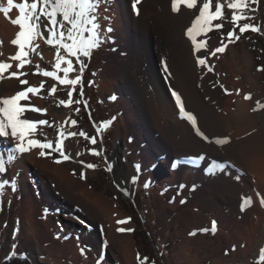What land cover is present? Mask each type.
I'll use <instances>...</instances> for the list:
<instances>
[{"label":"rangeland","instance_id":"1","mask_svg":"<svg viewBox=\"0 0 264 264\" xmlns=\"http://www.w3.org/2000/svg\"><path fill=\"white\" fill-rule=\"evenodd\" d=\"M102 1H109L112 5L118 2L99 0ZM144 1L140 0L134 8V0H130V10L126 11L129 9L128 4L127 8H123L117 22L121 29H118L117 34L108 36L107 31H111V25H106L108 29L106 26L101 28L99 46L92 49L90 56L81 57L83 72L79 71L80 64L74 61L76 71L73 72L80 76V81L73 91V99L80 103L68 106L69 113L62 121L58 114L62 113L63 106L57 107V104L59 99H68V91L72 86L62 85L51 77L43 76L44 70L56 71L51 58L54 54L56 58V48L44 42L45 39L34 42L39 45L38 53L43 50L48 53L44 54L45 58L41 59L37 53H30L32 63L22 68L23 73L28 74L24 76L28 85H20L18 79L11 78L14 79L13 83L0 90V97H9L15 95L19 89L38 87L43 82L44 88L38 94L29 93V99L25 103L35 105L37 109H46V113L29 111L30 114L23 113L20 118H33L38 121L44 119L49 123L38 126L33 133L28 132L32 134L25 135V145L28 139H36L42 143L53 142L57 130L62 129L67 137L66 154L70 157L64 160L61 153L55 151L54 143L52 149L37 147L32 150L26 163L18 162L22 156L18 152L15 153L16 159L13 162L6 163V171L0 173V183L9 181L0 190V261L16 252L29 256L32 264H37V261L40 264H141V260L145 264H264V260H261L264 240L259 239L264 210L261 209V196L257 195L264 193V186H261L264 172L258 167H252L250 163V157L254 158L250 149L254 145L258 146L259 142L264 154V107L257 105V102L264 105V71L257 70L264 68V31L248 30L240 33L239 27L234 26L231 21L232 10L227 7L225 0H221L224 4V15L213 21V24H222L223 27H213L196 37L197 43L207 41V48L202 47L199 51H194L195 46L193 48L194 66L202 68L196 71V80L192 83V88L201 101L197 103V109L199 107L205 117L212 113V107L215 124L213 122L212 126L210 121L206 122L202 118L203 129L200 131L208 139L205 140L196 133L193 145L182 144L180 140L185 135L183 131L180 135H170L169 141H165L159 132L155 116L149 110L151 107L145 105L149 100L145 93L154 95L153 83L146 73L140 70L134 73L130 67L134 65L145 69L155 65L154 68L160 72L162 79L165 75L168 76L169 85L163 79L168 95L169 92L176 91V85L166 72L167 65L162 57L166 59L167 55L162 56L163 49L157 35L152 33L154 37L150 38L153 40L150 58L146 54L136 58V42L139 36L135 37L134 31L132 33L135 38L129 35L131 31L128 34L127 30L133 28L128 17H140L141 4ZM159 1L170 10L168 18L164 20V26L170 30L162 32L161 39H165L167 31L172 38L177 34V53L184 57L192 48L187 44L184 35L198 13L184 5H180L181 12L174 13L171 10V0ZM215 3L216 0H213V5ZM0 5H7V0H0ZM249 8L256 10L241 11L253 19L241 20L239 23L260 26L264 21V0H259L258 4H250ZM114 9L118 12L119 7ZM14 12L17 14L15 9ZM4 19L13 25L8 18ZM151 30H157V23L152 22ZM233 30L239 39L228 43V33ZM19 31L20 29L15 34H10V38L13 37V40ZM222 39L227 46L232 45L233 50L211 55L220 46ZM45 45L46 48L43 49ZM63 53L64 51L60 52L61 55ZM197 56L206 57V64L213 69L211 74H206L209 72L207 66L197 64ZM0 61L11 64L15 60H10L1 51ZM18 63L3 73V79H9L11 72L18 71ZM37 64L40 66V73L33 75L37 71ZM120 64L131 70L130 77L123 82L105 72V65H109L110 71L117 75L120 69H124ZM57 75L64 76L63 71H57ZM221 77L225 80L224 83ZM247 77L250 82L246 80ZM217 81L218 87L214 84ZM54 84L57 91L49 94ZM225 89L228 91L225 92ZM247 95L251 98L245 99ZM212 98L218 100L214 101ZM242 99L247 102L244 111L249 120L246 123L234 120L238 102ZM127 105H135V109L138 107L140 115L137 111L126 109ZM69 119L76 120L77 124L69 125ZM135 129L145 133L148 140ZM81 131L89 137H95L96 143L93 144L80 135L67 136L68 133ZM224 137L229 138L226 147L228 149L215 143L217 138ZM2 140L4 138H0V154L7 161V148L19 141H13L9 137L8 146H4ZM121 143H126L124 164L135 178L128 191L119 188L122 186L118 184L120 181L115 172L116 147ZM151 145L154 148H150ZM157 145L159 147L155 149ZM146 149L149 150L148 153ZM93 150L99 154H92ZM41 151L48 154L42 156ZM133 152L142 158H133ZM151 152L155 154L149 155ZM160 153L163 154L159 155ZM187 157L193 160H186ZM32 158L47 160L54 165L51 167L44 162H33ZM161 159L166 165H159ZM213 162L215 169L211 170L209 166ZM89 164L95 167H87ZM143 165L146 175H142ZM181 165H184L182 168L185 167L184 176L178 175L175 180L169 170L180 168ZM154 172L165 176L161 183L152 184ZM210 179V183H205ZM71 180L74 183L69 182ZM207 187L212 191L216 190L213 195L208 196L212 199L211 202L205 199L209 191ZM204 188L207 193H198ZM82 191L99 196L100 201L109 206L107 210L99 209L98 201H87ZM226 193L229 194L227 198L223 196ZM244 197L251 198V208L241 212L240 206ZM182 200L185 203L182 204ZM112 211L115 214L110 213ZM193 216L200 219L198 223L189 221V218L194 219ZM213 221L216 222L215 232L211 231ZM202 229L208 231L203 233ZM35 248L38 249L37 256L34 254ZM81 249L84 250L83 253ZM256 249H259L258 255L253 253Z\"/></svg>","mask_w":264,"mask_h":264},{"label":"snow or ice","instance_id":"2","mask_svg":"<svg viewBox=\"0 0 264 264\" xmlns=\"http://www.w3.org/2000/svg\"><path fill=\"white\" fill-rule=\"evenodd\" d=\"M140 0H134L133 7L139 3ZM227 7L232 10L231 21L234 26L239 27V32L244 33L248 30L253 32L264 31V21L261 22L260 26L253 23H243L240 24L241 20H251L250 16L243 14L244 9L255 11V8H249L250 4H258L259 0H225ZM99 0H22L21 3H14V0H7V7L0 6V12L4 13L5 17L10 20L13 25H17L20 31L16 34L15 38L11 41L13 45L18 47V51L15 55L9 57L10 60L18 61L16 72H11L8 76L9 79L16 78L19 80L21 85H28L27 79H20L21 76L28 75L27 73L20 72L25 65L31 64L30 53H37L43 58L42 53H38V44L34 41L37 38L45 39L46 43L56 47V62L54 68L56 71H43V76L51 77L53 80L59 81L62 85H71L72 89L68 91V99L60 100L57 107L64 106L68 107L72 104L80 103L78 100L73 99V91L75 86L80 81V76L77 75L74 79H69V73L76 71L73 65V60L69 57H75L77 63L80 64L79 71L83 72L84 64L81 57H88L91 54L92 49L96 48L100 44L98 29L100 25L97 22L96 11L98 7ZM180 5L186 6L189 10H195L198 14L192 21L190 27L186 29V35L192 41L195 46L194 51H199L202 47L207 48V41H201L197 43L196 37L202 33L211 30V28H222V24H213V21L219 20L223 17V7L224 4L221 0H216L213 5V0H171V10L174 13L182 11ZM214 7V11H213ZM16 8L19 11V15L12 19L9 16L11 9ZM59 17V18H58ZM110 31V29H109ZM87 32L88 36L84 33ZM239 39L235 31H229L228 33V43L233 42V40ZM227 48V43H224L223 39L219 47H216L210 54L216 55L217 53H223ZM61 49H63L66 55H61ZM65 64V67H61V64ZM197 64L200 66H207L209 71H212V67L206 64V57L197 56ZM12 67L11 64L0 61V80L4 78L3 73ZM36 72L33 75L40 73L39 64L36 65ZM167 70V68H166ZM258 71H264V68H258ZM57 71H63V78L57 75ZM221 87H223L221 85ZM44 88V83L42 82L38 87L28 86L25 89L17 91L15 95L10 97H0V138H4L3 143L8 142V138L18 140L14 146L7 148V161L0 159V173L6 171V163H11L16 159L15 153L23 154L30 151L31 148H41V149H52L53 144H56L55 151L61 153L64 160L70 159L69 155L64 151L63 145L57 141L53 142H41L36 139H28L27 146H25V135L36 129L37 124L47 125L49 122L47 120L41 119L39 121H32L28 118L21 119V115L26 111H38L46 113V109H37L32 105H21L20 101L28 100L29 93L38 94L40 90ZM57 91L56 85L54 84L49 90V94H55ZM227 92V89H225ZM175 97L176 104L179 106L180 112L183 116L191 122L196 133L203 137L205 140L208 137L200 131L197 127L196 117L185 110L181 96L176 92L172 93ZM250 95L245 96V99H250ZM258 107H264V105H259ZM255 110V109H254ZM78 112L79 109H76ZM72 125H76V120L70 121ZM10 130V131H9ZM58 134L60 138H67L62 129H58ZM84 136L85 139L91 141L95 144V137H89L85 132L81 131L79 133L72 132L68 133L67 136ZM215 143L218 145H225L229 143V138H217ZM48 153L41 151L40 155H47ZM92 154L98 155L99 153L93 150ZM60 162L59 160L57 161ZM87 167L92 168L94 165H87ZM139 168V166H137ZM135 179V178H133ZM239 179V177H237ZM8 180H4L0 183V190L4 188V185L8 184ZM147 187V185H145ZM183 187V186H181ZM14 190V185H13ZM259 195V194H257ZM185 203V201H181ZM261 206H264V197L260 198ZM251 205V198H242V203L240 206L241 212L245 211V206ZM125 221H118V223H124ZM216 222L213 221L211 231L215 232ZM123 231V229H120ZM203 231H208L204 229ZM190 235H195V233H190ZM234 250V249H233ZM83 253V249H81ZM227 254V253H226ZM138 259H141L138 256ZM261 260H264V249H261ZM141 264H144V260H141Z\"/></svg>","mask_w":264,"mask_h":264},{"label":"bare ground","instance_id":"3","mask_svg":"<svg viewBox=\"0 0 264 264\" xmlns=\"http://www.w3.org/2000/svg\"><path fill=\"white\" fill-rule=\"evenodd\" d=\"M14 1L16 3H18V1L22 2V0H14ZM156 1L155 0H145L141 4L142 5L141 6L142 7L141 16L140 17L138 16V18H135L134 16L132 17V15L128 17V22L130 21L132 23V26H133V28L130 27V30H127L128 34L131 31V33L129 35H132L133 38H135L136 36H139V40L137 39V42H136V51H135V54L137 56L136 58H140L141 56H143L145 54L149 57L151 45L153 44V40H151V39H153L154 35H157L159 40H160L158 42L161 43L162 49H163L162 50V56L163 55H167V57H168V59H167V57H166V59L164 57H162V60L165 61L166 65H167V67L164 66V68L165 67L167 68L166 72H168V75L171 78L172 82L176 85V91L175 92L181 96V99H182V102H183L185 110L190 112V113H192L196 117V119H197V127H199L200 130L203 129L202 128V126H203L202 118L205 119L206 122L210 121V124L213 126L215 124L214 109L211 107L210 111L212 113L211 114L208 113L207 115H205V117H203L202 113L199 111V107L197 109V106H198L197 103L200 100L198 99V96L195 94V90L192 88V83H194V81L196 80V78L194 76L195 75L197 76L196 71L198 72V71H200V69H202L200 67L194 66V54H193L194 45L192 44V41L189 39V37L185 33L184 36L186 37V42L192 48H191V51L189 50V53H187L186 56L183 57L182 54L178 55V53H177V43L176 42H177V40L179 38V36H177V34H176V37L174 36V38H172L171 37V33L169 31H167L168 33H166V35H165V39L166 40L164 39L165 40L164 41V40L161 39L162 32H165L166 29L170 30L169 27L167 28V26H164V20L168 18V15H169L168 12L170 10H167L166 7L160 3L159 0H156ZM127 4H128V6L130 5V0H123V1L122 0H118V2L113 4V5L110 4L109 1L107 3L105 1L99 2L98 7H97V11H96L97 22L100 25V27L98 29V32L100 33L101 28L102 27L105 28V26L108 24V25L112 26L111 31L110 32L107 31L108 36L111 37L114 34H117L118 33V29H121L119 23H117V22L120 19V15H122L121 12L123 11V8L124 7L127 8V6H126ZM157 5H160L161 8H159V6L157 7ZM168 5H170V4H168ZM0 6H5V5H0ZM117 7H119L118 12L115 11V9H114V8H117ZM105 8H108V10L105 11ZM129 10H130V6H129V9H127L126 11H129ZM9 16L12 17V18H14V17L16 18L18 16V13L16 14L14 12V9H13L11 12H9ZM4 17H5L4 13L1 12L0 13V53H1V51L4 52L9 58V57L15 55V53L18 51V48L15 47V45H13L11 43L13 37L10 38V34H12V35L15 34L18 31L19 27L15 26V25H11L7 20L4 19ZM152 22L157 23V30H155V32L151 30ZM190 26L191 25H189V27ZM106 29H108L107 26H106ZM133 31H134L135 37H134V34L132 33ZM181 34L183 35L184 32L181 33ZM84 35L88 36V33L85 32ZM41 40H44V39L37 38L35 41L36 42H41ZM196 40L198 42L197 38H196ZM44 42H46V41H44ZM45 48H46V45H45V47L43 49H45ZM139 50H141V51L139 52ZM232 50H233V46L232 45H228L225 51L227 53V52L232 51ZM61 52H63V49L61 50ZM42 54H43V57L45 58L44 54L47 55L48 53H44V50H43ZM54 55L53 56L49 55V56H51L52 61L55 64L56 58L54 57ZM62 55H66V54L63 53ZM69 58H71L73 60V65H74L75 57H69ZM116 58H119V57H116ZM117 60H121V59L119 58ZM121 61H123V60H121ZM15 62L18 63V61L11 62L12 67H13V65L16 64ZM64 65L65 64L62 63L61 67H63ZM153 66L155 67V65H153ZM105 67H106V71L105 72H107L108 75H110L111 77L118 79V81L123 82L125 80H128V78L130 77L129 72H131V70L130 69H125L126 66L123 65V64H120V67H123L124 69H120V72L117 73V75H114L112 73V71H110L111 69H110L109 65H105ZM113 67H115V66H113ZM130 67H131V69H132V71L134 73H136L137 70H140L143 73H146L148 75L149 79L151 80V82L153 83V86H154L153 89L155 91L154 95L150 94V92L145 93L149 97V100L146 101L145 105L147 107H151V108H149V110L151 111V113L156 118V122H157V125H158V128H159V132L162 134L161 136L163 137V139H165V141H169L170 135H175V136H176V134L180 135L181 131H183L185 135H183L184 137L181 138L182 140H180V141H182V144L188 143L187 145L190 146L193 143V141H194L193 138H196V132L192 128L193 126L190 124L191 122L190 121H189L190 123L188 122V120L183 116V114L180 112V110L177 109L175 103L169 97V95L167 93V90H166V87H165V84L163 82V79L161 78L160 72L158 70H156L154 67H151V68L149 67V68H145V69H143L142 67H141L142 68L141 69L140 67L134 66V65H131ZM19 70L22 71V69H19ZM214 73L216 74V72H214ZM206 74L209 75V74H211V72L210 71L208 73L206 72ZM76 76H77L76 72H72V74H69L68 78H76ZM243 76H244V74H243ZM21 77L23 79H25L24 76H21ZM60 77L63 78V76H60ZM221 79L223 80V83H224L225 80L222 77H221ZM246 80H248L250 82V79L248 77L246 78ZM246 80H244V82ZM13 81H14V79H2V80H0V83H1L0 90L4 89V87L9 85L10 83L12 84ZM214 84H215L216 87H218L217 85L219 83L217 81ZM19 90H17V91H19ZM8 95L9 94L7 93L6 96H8ZM9 97H10V95H9ZM212 100L216 101L218 99L212 98ZM246 103L247 102L244 101L243 99L239 100L237 108L235 110V112L237 113V114L235 113V116H236V118L234 119L235 121H238V122L241 121L240 123H246V121L249 120L248 119V115L245 114V111H244V107H245ZM21 104L22 105H27V102L25 103V101H22ZM126 109H129L130 111H135V112L137 111V114H139L138 107L135 109V105L134 106L133 105L132 106L127 105ZM61 111H62V113L58 114L59 115L58 118L61 119V121H62L66 117V114L69 113V107H64L63 106V110H61ZM26 112H29V111H26ZM29 114H30V112H29ZM217 116H218V114H217ZM21 117H22V115H21ZM31 119H33V118H31ZM219 120H221L220 116H219ZM33 121H34V119H33ZM213 122H214V124H213ZM68 123L70 125V123H71L70 119L68 120ZM71 127H72V125H71ZM212 129L213 128H211V130ZM136 131L141 133L142 136H145L146 137L145 140H148L145 133H142V132H140L138 130H136ZM32 133H26V134H28V136H31ZM12 140L14 141V139H12ZM57 140H59V142L63 145L64 151L66 152V149H65L66 148V139L65 138H60L58 132L54 136V141H57ZM2 142H3V140H2ZM3 145L4 146H8L7 143H5V144L3 143ZM25 146H27V143H26ZM125 146H126V143H125V145H124V143H121V144L117 145V147H116V152H115V159H116L115 160L116 161L115 162V172L117 174L118 181H120V182H118V184L121 185L122 187H125V188L127 187L126 189H124L122 187H119V188L128 191L130 185H132L134 177L129 172V169L126 168V166L124 164V158L126 157V154H125L126 153V147ZM231 146H232V144H231ZM152 147L154 148L153 145L150 146V148H152ZM158 147L159 146L157 145V147L155 149H157ZM222 147H223V149H228V148H226L227 144L223 145ZM261 147L262 146L260 145V142H259L258 146L254 145L250 149L251 150V155H253V157H254L253 159H251V157H250V160H251L250 163H251L252 167H254V168L258 167L259 170L264 172V154L262 152V148ZM36 148H31L30 151H27V152L23 153L21 158L20 159L18 158L19 159L18 162H20V164H22L23 162L26 163V160L28 161V159L31 157L32 153H30V152H32V150H34V149L36 150ZM148 148H149V146H148ZM212 149H213V146H212ZM148 151L149 150L146 149V153H148ZM154 154L155 153H153V152L149 153V155H151V156H153ZM161 154H163V153H160L159 155H161ZM242 155H244V154H242ZM3 156L0 154V157H1L0 159H2ZM139 156L141 157V155H138V154H136L134 152L132 153V157L133 158L139 157ZM208 159H206V160H208ZM31 161H33V162H44L46 165L51 166V167H53V165H54V164L49 163L47 160H39L37 158H32ZM146 161L147 160H145V162ZM167 163H168V161H167ZM159 165H161V166L163 165L164 166V165H166V162H164L161 159V160H159ZM183 166L184 165H181L180 168H176L175 170H169V173H171V174L173 173L172 177L175 178V180H176V178H178V175L181 176V177L184 176L183 173L185 171L184 170L185 167L182 168ZM142 170H143L142 175H146L147 171H146V168H145L144 165L142 166L141 171ZM148 172H149V170H148ZM189 173H190V171H189ZM152 177H153L152 184L155 185V184L161 183L162 178H164L165 176H161V175L157 174V172H154ZM186 179H187V177H186ZM205 181H208V180H205ZM69 182L74 183L72 180L69 181ZM210 182H211V179L208 182H205V183H210ZM174 183H176V181H174ZM261 183H262L261 186H264V182H261ZM79 186H81V185H79ZM223 189H225V186L223 187ZM207 190H209V191H207ZM207 190H206V188H204L202 190H199L198 193L202 192V191L203 192L207 191L209 194L206 192L207 193V197L205 199L211 202L212 199H210L208 196L213 195V193L216 190L212 191V189L211 188L209 189V187H207ZM172 191L176 192L173 189H172ZM185 191H186V189H185ZM29 192H30V188H29ZM82 193L81 194L87 199V201H88V199H91V201H98L99 209L107 210V208L109 207L107 204H105V203L100 201V197L99 196H93L91 194L89 195V194H87L88 192L86 193L84 191H82ZM169 194H171V192L168 193V196H169ZM223 196H225L227 198V197H229V194L226 193V195L223 194ZM258 196L259 197L260 196L264 197V193L260 192ZM84 208H85L86 211H89L88 208H86V206ZM250 208H251V206H248V208H247V205H246V210L245 211H249ZM261 209L264 210V206H262ZM110 213L114 214L115 212L112 211ZM247 214H249V212H247ZM193 218L194 219H190L189 218V221L192 222L191 220H193V222L198 223L199 220H200V219H195V218H197L195 216H193ZM65 219H67L68 221L70 220L69 218H66V217H65ZM260 226H261L260 227L261 228V236H260L259 239L261 241V240H264V221L262 222V224ZM203 230L204 229H202V231ZM203 233H206V232L203 231ZM123 237H126V235L123 236ZM253 253L255 255H258L259 254V249L254 250ZM34 254H36V256L38 255V249L35 248ZM37 264H40V263L37 261Z\"/></svg>","mask_w":264,"mask_h":264},{"label":"trees","instance_id":"4","mask_svg":"<svg viewBox=\"0 0 264 264\" xmlns=\"http://www.w3.org/2000/svg\"><path fill=\"white\" fill-rule=\"evenodd\" d=\"M0 264H32V260L26 254L12 252L8 256L1 258Z\"/></svg>","mask_w":264,"mask_h":264},{"label":"crops","instance_id":"5","mask_svg":"<svg viewBox=\"0 0 264 264\" xmlns=\"http://www.w3.org/2000/svg\"><path fill=\"white\" fill-rule=\"evenodd\" d=\"M115 214V213H114Z\"/></svg>","mask_w":264,"mask_h":264}]
</instances>
